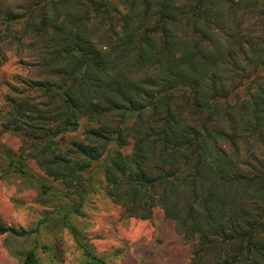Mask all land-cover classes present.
Returning <instances> with one entry per match:
<instances>
[{
    "label": "trees",
    "instance_id": "16d2710c",
    "mask_svg": "<svg viewBox=\"0 0 264 264\" xmlns=\"http://www.w3.org/2000/svg\"><path fill=\"white\" fill-rule=\"evenodd\" d=\"M10 50L0 136L76 213L98 162L127 217L176 222L187 264H264V0H0Z\"/></svg>",
    "mask_w": 264,
    "mask_h": 264
},
{
    "label": "rangeland",
    "instance_id": "374dc122",
    "mask_svg": "<svg viewBox=\"0 0 264 264\" xmlns=\"http://www.w3.org/2000/svg\"><path fill=\"white\" fill-rule=\"evenodd\" d=\"M7 55L0 66V125L2 95L21 68L14 50ZM86 128L84 122L64 140H80ZM20 145L13 132L0 136V225L37 232L1 234L0 264H22L30 251L38 264H88L96 259L107 264H187L192 246L176 230V222L158 209L149 220L127 217L107 195L100 163L87 173L91 184L78 214L74 209L79 196L68 195L34 160L22 159ZM130 150L131 145L123 149Z\"/></svg>",
    "mask_w": 264,
    "mask_h": 264
},
{
    "label": "crops",
    "instance_id": "0c3cea01",
    "mask_svg": "<svg viewBox=\"0 0 264 264\" xmlns=\"http://www.w3.org/2000/svg\"><path fill=\"white\" fill-rule=\"evenodd\" d=\"M2 183L0 182V187L2 188ZM4 196V192H3V189H1V192H0V197H3Z\"/></svg>",
    "mask_w": 264,
    "mask_h": 264
}]
</instances>
